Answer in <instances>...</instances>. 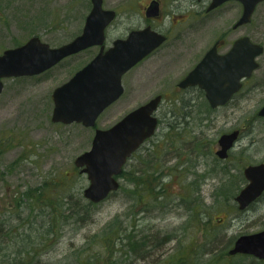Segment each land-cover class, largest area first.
Masks as SVG:
<instances>
[{
  "label": "rangeland",
  "instance_id": "374dc122",
  "mask_svg": "<svg viewBox=\"0 0 264 264\" xmlns=\"http://www.w3.org/2000/svg\"><path fill=\"white\" fill-rule=\"evenodd\" d=\"M148 1L104 0L105 8L117 11L106 30L107 46L150 21L143 8ZM162 2V19L153 26L170 29L171 40L177 33L178 43H190L193 20L185 22L181 14L194 11L192 0ZM231 5L199 18L201 44L229 23ZM91 7V0H0V53L34 35L52 47L72 40ZM247 31L264 42V3ZM176 45L163 46L125 74L124 94L104 110L99 125L112 124L157 94L163 78H172L170 69L179 75L187 67L177 50L171 52ZM98 51L93 46L41 74L3 79L0 252L8 257L21 251L34 264H264L229 253L240 235L264 230V198L245 211L234 198L247 184L244 166L264 161V117L258 113L264 104V54L241 109L182 110L178 95L167 94L157 110V131L125 166L120 189L87 210L82 206L89 203L83 194L89 180L75 158L91 148L95 129L54 122L52 92ZM233 129H241V136L222 159L215 153L218 138ZM39 191L48 204L31 199Z\"/></svg>",
  "mask_w": 264,
  "mask_h": 264
},
{
  "label": "water",
  "instance_id": "95a60500",
  "mask_svg": "<svg viewBox=\"0 0 264 264\" xmlns=\"http://www.w3.org/2000/svg\"><path fill=\"white\" fill-rule=\"evenodd\" d=\"M91 1L92 7L83 30L72 40L52 47L38 35H34L25 43L0 53V93L4 88L3 79L6 77L40 74L72 54L91 46H100L99 52L86 65L52 92L54 122H77L88 127L95 125L98 116L123 94L124 74L159 47L166 40V36L146 26L131 30L126 37L114 39L106 48V29L117 13L114 9L105 8L104 0ZM224 1L226 0H213L210 8ZM241 1L245 3L242 21H250L256 4L262 0ZM157 13L156 5L147 11L149 16ZM242 46L247 48V55L241 75L250 76L258 66L255 57L263 48L251 43L248 38H243L237 41L234 49L239 51ZM210 58L207 56L201 66H205L209 60L212 63L216 61ZM222 62L224 63L225 59H222ZM212 70L224 78L225 66ZM194 74L188 76L187 82L193 81ZM205 87L213 106L224 101L229 95L221 93L223 91L218 88ZM161 99V95H156L132 109L113 126L96 129L91 148L75 158V165L80 173H85L89 180L83 191L85 198L98 203L119 189V176L128 159L158 128L156 111ZM259 114L264 116V105ZM238 136L239 130L223 133L218 139L220 148L216 154L221 158L228 157L229 150ZM243 173L248 183L235 196L240 210L247 209L263 194L264 162L245 166ZM229 253L250 254L264 260V230L240 235Z\"/></svg>",
  "mask_w": 264,
  "mask_h": 264
},
{
  "label": "flooded vegetation",
  "instance_id": "af4514ba",
  "mask_svg": "<svg viewBox=\"0 0 264 264\" xmlns=\"http://www.w3.org/2000/svg\"><path fill=\"white\" fill-rule=\"evenodd\" d=\"M212 1L213 0H192V4L195 6L194 11H192L191 13H187V14L186 13L181 14L182 16L181 20L185 22H187L190 19L193 20L194 38L190 41V43H187V44L178 43L181 38H177L179 37L177 33L175 34V40H171L173 33L171 32L170 29L162 30L156 26H153L152 23L155 20L159 21L162 19V15H163L162 0H149L148 3L144 5L143 8L145 9V17L150 20L144 27L150 26L152 29L164 34L166 36V40L159 47H157L151 54L146 56L143 60H145L147 57L152 55L154 52H157L158 50H160L163 46L165 47L168 44L173 45V42L175 43L177 42L176 49L171 50V52L172 51L175 52L177 50L179 53V57L181 59H184L187 65V67H185L179 73V75H176L173 72L174 70L170 69L169 72H171L170 74L172 78H163V81H161V84H159V87H160L159 91L157 92V94L154 95V96L156 95L162 96L159 107L162 104L164 97L167 94H177L178 97L176 99V102L178 103V105L181 107L182 110H198V108L201 107L202 105L210 111H215L218 109H241L242 108L243 106L242 101L245 99V92H246L248 82L253 78L256 70H258L262 65L260 62V57L264 54V42L254 37L251 33H248L247 29H248V25L253 22L254 15L256 14L258 8L264 3V0L256 4L253 10V13L250 17V21H242V18L245 12V3L242 2L241 0H226L222 2L221 4L210 8ZM228 4H235V5H231V7H228L226 10L227 12L231 13V15L233 11H237V16H235L234 19H231V15H230L229 23L227 25H224V28H222L220 32L217 35H215V38L211 41H207L206 43L201 44V40L196 38V35L197 34L199 35V30H200V25H201L198 22L199 18L202 17L203 19L206 16H208L210 13L216 10H220L221 8L225 7ZM153 5H156L158 7V13L156 15L149 16L147 15V11L151 7H153ZM176 8H178V5L176 6ZM185 22L181 23V25L184 26ZM144 27H139V28H134V29H140ZM130 31L131 29L129 30V32ZM243 38H248L251 43L259 45L263 48L262 52L256 55L255 57L258 63V66L251 73L250 76L241 75L242 65L246 63L245 60H246V55H247V48L242 46L239 49V51L234 49L237 41ZM179 47H182V48L178 49ZM189 52L192 55L187 54ZM207 56H210L211 57L210 59H214V60L216 59V61L212 63L211 60H209L208 63L205 64V66H201L202 62ZM222 59H225L224 63L222 62ZM143 60H141L135 66L140 64ZM180 62L182 63V60H180ZM223 66H225L224 78L220 74L214 73L212 70L214 68L220 69ZM161 68L162 67H160L159 70ZM169 68L170 67H168L165 71H168ZM191 73H195L193 76V81L187 82L186 79ZM232 75H234V77H232ZM215 77L218 80H216ZM122 82L124 85V92H125L126 83L124 80V76H123ZM155 85H158V84H155ZM205 86H209V88L211 89L218 88L221 91H223L221 93H229V95L227 98L224 99V101L218 103L216 106H213V104L207 97L208 91ZM130 111L131 110H129L128 112ZM102 114L103 113L99 115V117L96 120L95 125L92 126L95 129V131L97 128L107 129L113 126L116 122H118L121 118H123L126 115L124 114L119 119L114 121L112 124L99 125V120ZM157 117L160 123V118L158 115ZM233 130H239V136L234 144L235 146L241 136L242 131L241 129H233ZM217 143H218V148H217L218 150L220 148V144L219 142ZM233 147L229 150V154H230V151L233 149ZM262 198H264V192L259 197V199H257V201Z\"/></svg>",
  "mask_w": 264,
  "mask_h": 264
},
{
  "label": "trees",
  "instance_id": "16d2710c",
  "mask_svg": "<svg viewBox=\"0 0 264 264\" xmlns=\"http://www.w3.org/2000/svg\"><path fill=\"white\" fill-rule=\"evenodd\" d=\"M131 160V159H130ZM124 171V170H123ZM123 173V172H122ZM40 193L35 197L34 196V198L33 197H31V199H35L36 201H39V203L40 204H45V203H47L48 204V202L49 201H51V200H48V198H47V200H45L44 198H42V194H41V191H39ZM26 198H29L30 199V197H27L26 196ZM26 198H24L25 200H26ZM21 199V198H20ZM21 201V200H20ZM19 201V202H20ZM89 203H87L86 205H83L82 206V209L83 208H85V209H87L88 208V206L89 205H92V204H94L93 202H91V201H89V200H87ZM88 210V209H87ZM80 212H78V211H72V216H74V215H76V214H79ZM47 227H49L50 229H51V227H53V222H51L50 221V223H47ZM50 232H51V230H50ZM1 240H0V245H1ZM0 251H2L1 250V247H0ZM7 254H4V253H1L0 252V264H34L33 263V261L32 260H29L28 258H26L24 255H23V252H11L9 255H8V257L6 256ZM6 257L7 258H9L10 260L8 261V262H5V259H6ZM262 261V260H261Z\"/></svg>",
  "mask_w": 264,
  "mask_h": 264
}]
</instances>
